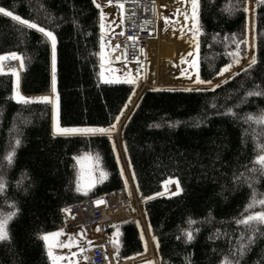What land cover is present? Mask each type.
Wrapping results in <instances>:
<instances>
[{
	"label": "trees",
	"instance_id": "obj_1",
	"mask_svg": "<svg viewBox=\"0 0 264 264\" xmlns=\"http://www.w3.org/2000/svg\"><path fill=\"white\" fill-rule=\"evenodd\" d=\"M0 7L56 37L52 71L49 39L0 13V58L12 53L22 58V93L49 94L54 76L62 127L112 126L135 85L100 79L101 14L93 0H0ZM196 22L199 78L212 80L227 65L241 69L211 89L145 91L122 133L144 197L160 193L168 179L181 186L179 193L146 203L160 264H219L245 232L235 220L248 202L249 183L264 193V175L248 171L257 154L254 132H264V125L244 119L264 110V96L245 95L264 90V2L255 3L256 63L250 68L242 67L249 55L248 0H198ZM13 91L12 76L0 68V175L7 181L0 214L13 210L7 202L15 203L16 213L7 225L9 238L0 240V264H51L41 237L62 230L63 209L122 188L123 179L108 136H56L51 104L18 102ZM13 148L9 165L4 157ZM84 155L92 159L97 177L87 190L79 184L78 158ZM241 173L243 178L234 179ZM257 227L264 232V225ZM185 231H191V240ZM109 235L120 258L142 251L133 222ZM239 264H264V235Z\"/></svg>",
	"mask_w": 264,
	"mask_h": 264
},
{
	"label": "rangeland",
	"instance_id": "obj_2",
	"mask_svg": "<svg viewBox=\"0 0 264 264\" xmlns=\"http://www.w3.org/2000/svg\"><path fill=\"white\" fill-rule=\"evenodd\" d=\"M101 1V0H99ZM165 0H163L164 2ZM169 3H175L176 1L178 2H188L190 4V10L192 13V6H191V0H166ZM255 3L256 0H248V13H249V36H248V47H249V55L247 60L245 61V63L242 65L246 66L250 63L252 57L255 54V43H254V10H255ZM162 11V10H161ZM109 14V13H108ZM196 15H197V10H196ZM109 17L111 16L110 14L108 15ZM118 15L114 13V15L112 16L114 19L117 17ZM178 15L176 14L175 10L172 9L171 6H169V8L165 9V5L163 7V11L161 13V30H160V34L159 37L152 41L150 45H154V42L156 41V44H160V40L161 41H169L172 42V44L178 43L180 45H182L183 49V53L185 55H187V58H181V56H183L184 54L179 53H169L167 59L164 58H155L154 55L151 53V59H149L148 61V65L145 69V72H141V74H139L140 72L136 69H132V72L137 71V75L135 77L132 78H128V79H124L122 78V72L123 69L121 70L120 68H118L119 66L115 64L111 65L110 63H106V65H111V68H108L107 71H105V59H107V56H103L101 60V73L102 74H113L117 79L119 80H132L133 83L135 84V87L137 86L138 88V84L142 81L144 84H146V86H142L141 89V94L144 93V91L146 90H158V89H164V90H204V89H211L214 87H217L219 85H221L223 82H225L227 79H229L230 77H232L236 71L241 69V66L236 67L235 65H231L230 68H228V70L226 71L227 73L225 75H221V78L217 79L219 74L212 80L209 81H204L206 83H201L198 75V65H199V46H198V36L200 34V29L197 25V19L196 21H192V23H190L189 25L184 26H176L178 25ZM109 23V29L105 30V39L109 40V38L111 37L112 34H114L116 32V30L118 29L117 25H112L111 21H108ZM195 24V27H194ZM198 29V31H197ZM173 39V41H172ZM177 41V42H176ZM50 44H51V52H52V71H53V48H52V43L50 40ZM155 44V45H156ZM106 46V45H105ZM56 47V45H55ZM105 48V47H104ZM158 48V47H155ZM107 54V53H106ZM198 54V56H197ZM193 55V56H192ZM194 57V58H193ZM108 58H109V51H108ZM197 58V59H196ZM164 61H163V60ZM193 61H195V67H193ZM162 64H160V63ZM164 62V63H162ZM159 63V65H157ZM55 64H56V58H55ZM135 65V63H131L130 65H126L127 67L131 68ZM136 66V65H135ZM222 71V70H221ZM197 72V73H196ZM124 73V72H123ZM157 73V74H156ZM221 73V72H220ZM105 74V75H106ZM197 77L199 78L197 80ZM18 79H19V75H14L13 78V87H14V91L18 90ZM136 88V89H137ZM135 89V90H136ZM14 91H13V95H14ZM19 91V90H18ZM55 92V96L57 95V91H56V85H55V91H53V83H52V88H51V92L47 95H43V97H48V101L51 103L52 102V98ZM20 94V92H19ZM133 95V94H132ZM22 96V95H21ZM23 97V96H22ZM40 99L42 98V96H39ZM57 97V96H56ZM139 97L136 99V103H135V107L139 101ZM129 101V100H128ZM127 105L128 102L126 103L125 107L123 108L122 112L119 115V119L116 120V122L112 125V127H106V128H96V129H103L104 131H100V132H84V131H74L75 129H85V128H93V127H60L61 129H59V132L61 135H93V134H102L104 133L106 136H108L111 140L114 152L116 154V157L118 158L119 162L124 165L126 164L128 171L130 173V178L129 180L127 179V190L129 191V194H134V192H130L137 191V187H136V183L135 180L133 178L132 174V170H131V166L126 154V150H125V146H124V142H123V138H122V132L124 129V126L126 125L127 121H126V117L128 116L127 120H129L132 111L134 110V106L133 109H131V111H128L129 109H127ZM57 108V109H56ZM127 109V110H125ZM128 111V112H127ZM130 112V113H129ZM54 113H57V117L59 120V109L58 107L54 106L53 103H51V120H52V125L53 122H55L56 118H54ZM122 115V116H121ZM125 117V118H124ZM115 127V128H114ZM68 130V131H63V130ZM111 129V130H110ZM63 131V132H62ZM78 164H79V184L80 186L87 190L90 187H92L96 180V170L94 169V164L92 159L89 156H81L78 158ZM123 167V166H122ZM173 184L174 182L172 181H168L166 182L164 185L166 184ZM174 185V184H173ZM164 188H166L164 186ZM147 199V198H146ZM136 223L138 225L139 228V232L141 235V239L142 242L145 244L146 250H143L141 253L130 257V259H133V261H131L134 264H149V262H151V264H157L158 262V258H156V256L154 258H149L147 259H143L141 261L137 260L135 261L134 258L139 257L140 255H144L148 252V250L151 251V248L148 246L147 242H145L144 237V230H143V225L139 224V222L136 220ZM52 233H59L60 236H63L67 239L68 243L65 245V249H67L68 251H72V250H78L79 246L78 244H82L83 242L86 241V238L84 237V234L79 231L76 230L75 232L68 234L65 232V230L62 228V230L60 231H56V232H52ZM152 237L150 236V239ZM78 241V244H76ZM50 258V257H49ZM129 259V263L127 264H132L130 262ZM128 260V259H127ZM147 261L146 262H142V261ZM51 261V260H50Z\"/></svg>",
	"mask_w": 264,
	"mask_h": 264
},
{
	"label": "built area",
	"instance_id": "obj_3",
	"mask_svg": "<svg viewBox=\"0 0 264 264\" xmlns=\"http://www.w3.org/2000/svg\"><path fill=\"white\" fill-rule=\"evenodd\" d=\"M102 5L121 9V28L111 39L112 59L119 62L116 54H121L123 62H138L158 34L161 0H101ZM6 72L20 73L21 63L17 58L6 59L2 64ZM116 189L104 195L85 199L63 210L64 230L71 234L76 230L87 236L80 250L86 264H127L129 259L116 256V249L109 231L125 222L137 220L143 225L144 240L151 251L134 258L135 261L158 258L145 214V202L139 192ZM175 192L169 186L163 195ZM152 237V236H151ZM133 259H130V262ZM132 263V262H131ZM158 263V262H157Z\"/></svg>",
	"mask_w": 264,
	"mask_h": 264
},
{
	"label": "snow or ice",
	"instance_id": "obj_4",
	"mask_svg": "<svg viewBox=\"0 0 264 264\" xmlns=\"http://www.w3.org/2000/svg\"><path fill=\"white\" fill-rule=\"evenodd\" d=\"M96 0H93V3L95 4ZM264 2V0H258V3ZM99 7V5H96ZM191 6H192V19L195 22L197 19L196 16V10L198 8V0H191ZM247 11V8L244 9ZM0 13H2L5 16L11 17L13 20L19 22L21 25L26 26L29 29H35L42 33L44 36H46L48 39L51 40L52 43V48H53V71H55V45H56V37L53 34L52 31L47 30L45 27L39 26L38 23L31 21L29 19H23L22 17L15 15L12 11L7 10L3 7H0ZM101 19H103V14H101ZM104 25L101 24V29H103ZM195 27V24H194ZM198 31V29H197ZM12 56L16 58V54L12 53ZM2 59V58H0ZM22 60V58H21ZM238 62V61H237ZM256 63L255 56L252 57L249 65L247 66L250 68L252 65ZM21 66H23L21 64ZM195 61H193V67H195ZM231 65L225 66L222 71H227L228 68H230ZM245 70L246 69H242ZM199 78L197 77V80ZM128 83H133L132 80L127 81ZM201 83H206L204 81H200ZM53 91H55V77L53 76ZM257 89L259 88V85L255 86ZM246 96H264V90L261 91H248L245 94ZM13 98L19 100V101H26V98L22 97L18 90L14 91V96ZM41 99L43 100H48V97H42ZM231 112V109L228 110ZM119 119V117H117ZM245 121H251L255 122L256 124L264 125V110L261 111L259 115H254V114H248L247 116L244 117ZM112 127V126H110ZM63 131H68V130H63ZM74 131H84V132H100L104 131L103 129H96V128H85V129H75ZM261 136H264V132L261 134H256L254 132V138L256 139V145H255V150H256V155L253 161L251 163L253 164V167L249 169L248 171L256 173L259 172L261 175H264V139H261ZM20 143L19 139L17 138L15 140V144L18 145ZM14 157V148L11 151H8L4 157V159L8 162L9 165H11L12 160ZM104 177V173H101V178ZM243 178V173L240 174L239 177H234V179L240 180ZM254 179V178H253ZM247 182V181H245ZM19 184L20 182L17 181ZM7 186V181L5 180L3 175H0V194H3L6 190ZM249 187L252 189L251 194L249 196L248 202L244 206L243 212L240 214V217L235 220V223L238 225H244L245 226V232H241L240 236L237 237V243L234 248H230L227 253H225L219 264H239V259L243 258V256L247 253V251L250 250V247L252 244L255 243V240L257 236L264 235V232H261L260 229L257 227V225H264V193H257L255 188L251 183H249ZM176 191L179 192L181 191L179 182L176 181ZM159 195V193L157 194ZM9 207L13 209L12 211L7 212L6 214H0V240H6L8 239V228L7 225L9 221L13 218V216L16 214L15 213V203L14 202H7ZM259 206L261 210L257 211L255 210L256 207ZM194 223V221L189 220L188 224L191 225ZM185 236L187 240H191L192 233L191 231H185ZM59 235V233H49V234H44L41 239L44 241H48L50 236H55ZM219 235V233H217ZM212 237H210L211 239ZM155 239V237H153ZM158 246V244H157ZM48 256L52 260V264H59V262L62 260V257L59 256H53L51 252V245H49V251H48ZM188 260V257L185 258ZM151 264V262H149Z\"/></svg>",
	"mask_w": 264,
	"mask_h": 264
},
{
	"label": "bare ground",
	"instance_id": "obj_5",
	"mask_svg": "<svg viewBox=\"0 0 264 264\" xmlns=\"http://www.w3.org/2000/svg\"><path fill=\"white\" fill-rule=\"evenodd\" d=\"M164 5H165V9H167V8H169V6H171L172 9H174L175 12H176V14L178 15L177 20H178V23L179 24L176 25V26L179 27V25H180V26H184L185 27L186 25H189L190 23H192V21H193V19H192V13H191V10H190V4L188 2H183V1L178 2V1H176L175 3H172L171 4V3H169V2H167L165 0L164 1ZM167 40H165L164 42L160 40V44H156V41H155L154 42V45H149V47L146 50V53H144V58L139 63H135L136 66L134 65L133 67L129 68L125 64H122V63L121 64H117L119 66L118 68H120L121 70L123 69V72L124 73L122 72V78L128 79V78L135 77L137 75V73H136L137 71L132 72V69L133 68L136 69V70H138L140 72L139 74H141V72H145V69H146V67L148 65V61H149V59H151V57H150L151 56V53L154 55L155 58L156 57L157 58L161 57V58H164V59H167L168 57L174 56V55L168 56V54L171 53V52L172 53H176V54H179V53L182 54L183 53V49L184 48L182 47V45H180L178 43L172 44V42H169ZM172 41H173V39H172ZM155 47H158V48H155ZM197 56H198V54H197ZM116 58H118L119 60L120 59L121 60L123 59L122 56H121V54H116ZM181 58H187V55L184 54L183 56H181ZM198 60H199V58H198ZM159 63L157 65H159ZM162 63H164V62H162ZM198 72H199V65H198ZM226 73H227L226 71H221V73H219V76H218L217 79L221 78V75L223 76ZM138 85H139L138 88H137V86L135 87V89L136 88L137 89L136 90L134 89V91L132 93L133 95H131V97L129 98L128 105H127V109H129L128 111H130L133 108L132 106L135 105V103L137 101L136 99L138 97L141 99V97L143 95V93L141 94V89H142V86L144 87V86H146V84H144L141 81ZM140 99H139V101H140ZM139 101H138V103H139ZM51 103H53L54 106L58 107V109H59V98L56 97L55 94L53 95V98H52V102ZM127 109H125V110H127ZM53 116H54V118H56L57 113H54Z\"/></svg>",
	"mask_w": 264,
	"mask_h": 264
},
{
	"label": "crops",
	"instance_id": "obj_6",
	"mask_svg": "<svg viewBox=\"0 0 264 264\" xmlns=\"http://www.w3.org/2000/svg\"><path fill=\"white\" fill-rule=\"evenodd\" d=\"M95 3L98 4V0H96ZM108 13L111 15L110 17L108 16L109 15ZM114 13L118 15L115 19H113V17H112L114 15ZM101 14H103V19H101V24H103L104 27H103V29H101L102 37H101V53L100 54H101V58L103 56H107V59L104 58V60H105L104 67H105V71H107L108 68H111V65H108L110 63L109 62V58H108V48H109L108 47V43H109V40L105 39L106 36H105L104 31L109 29V23H108L109 20L111 21L113 26L114 25L119 26L121 18H120L119 7H115V6L106 7V8L101 9ZM106 63H108V64L106 65ZM105 74L101 73V76H100L101 77V81H103V82H114V81H125V82H127L126 80L117 79L113 74H110V73H107L106 75ZM18 87H19V89H18L19 91L18 92H20V95H22L24 98H26V101H44L43 99H40V97H39V96L43 97V95L26 96V95L21 93L20 85ZM53 93H55V92H53ZM15 100H17V99H15ZM17 101H19V100H17ZM21 102H24V101H21ZM127 118H128V116L126 117V121H127ZM59 129H61V128L59 126L58 118H56L55 122H53V133L55 135H61L59 133V132H61V131H59ZM47 234H49V233H47ZM52 234H55V233H52ZM44 242H45L47 251H49V245H51V252H52L53 256L62 257V260L59 262V264H85V262L82 259L79 258L78 250L76 251L74 249V250H72L70 252L67 249H65V245L68 243V241H67V239L65 237L60 236V235L50 236L49 240L48 241H44ZM50 260H51V258H50ZM51 264H52V260H51Z\"/></svg>",
	"mask_w": 264,
	"mask_h": 264
}]
</instances>
